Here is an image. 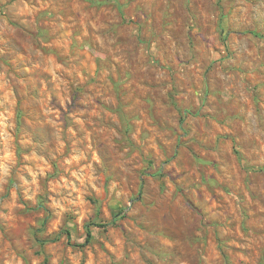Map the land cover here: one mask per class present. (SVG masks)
<instances>
[{
	"label": "clouds",
	"instance_id": "obj_1",
	"mask_svg": "<svg viewBox=\"0 0 264 264\" xmlns=\"http://www.w3.org/2000/svg\"><path fill=\"white\" fill-rule=\"evenodd\" d=\"M0 264H264V0H0Z\"/></svg>",
	"mask_w": 264,
	"mask_h": 264
},
{
	"label": "trees",
	"instance_id": "obj_2",
	"mask_svg": "<svg viewBox=\"0 0 264 264\" xmlns=\"http://www.w3.org/2000/svg\"><path fill=\"white\" fill-rule=\"evenodd\" d=\"M94 225H99L102 226L103 224L99 223V222H92ZM89 237H90V233H89Z\"/></svg>",
	"mask_w": 264,
	"mask_h": 264
},
{
	"label": "rangeland",
	"instance_id": "obj_3",
	"mask_svg": "<svg viewBox=\"0 0 264 264\" xmlns=\"http://www.w3.org/2000/svg\"><path fill=\"white\" fill-rule=\"evenodd\" d=\"M92 222H99V223L103 224V222L100 221L98 218H97V219H94ZM102 226H103V225H102Z\"/></svg>",
	"mask_w": 264,
	"mask_h": 264
}]
</instances>
